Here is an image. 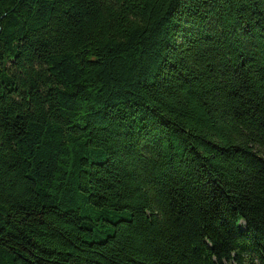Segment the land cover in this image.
<instances>
[{
  "label": "trees",
  "instance_id": "trees-1",
  "mask_svg": "<svg viewBox=\"0 0 264 264\" xmlns=\"http://www.w3.org/2000/svg\"><path fill=\"white\" fill-rule=\"evenodd\" d=\"M0 264H264V0H0Z\"/></svg>",
  "mask_w": 264,
  "mask_h": 264
}]
</instances>
